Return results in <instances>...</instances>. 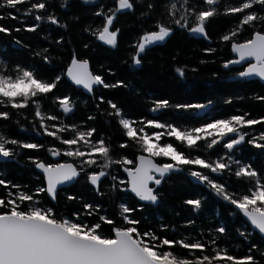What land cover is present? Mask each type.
<instances>
[{
    "label": "trees",
    "instance_id": "obj_1",
    "mask_svg": "<svg viewBox=\"0 0 264 264\" xmlns=\"http://www.w3.org/2000/svg\"><path fill=\"white\" fill-rule=\"evenodd\" d=\"M240 1L221 0L218 10L222 13L226 4L238 5ZM34 2L36 0L17 5L16 9H0V15L12 12L17 16V19L10 17L0 19V25L9 28V32H0V60H3L9 69L16 65L30 69L34 66L39 70L38 78L50 82L57 75L65 72L75 53L79 59H87L92 72L100 75L105 83L113 85L122 81L123 85L117 87L97 86L87 95L62 76L53 93H49L47 98H41L45 113L60 117L65 124L80 125L82 130L95 128L93 139L103 136L106 143H110L113 158L127 156L134 160L140 152L134 144L127 148L119 147L128 138L118 122L119 118L108 114L112 111L107 103L109 100L122 110L126 118L135 121L158 119L181 130L200 127L215 119L227 118L231 115L247 113L246 118L264 117V100L257 98L264 97V84L256 79L237 78V68L223 67L224 63L232 58L233 52L231 43L222 41L220 37L239 23L241 14H220L210 18L206 24L208 41L203 37H195L186 29L171 23L173 18L168 15L166 8L170 0H133L134 9L118 14L111 28V30L120 29L117 45L113 47L99 41L92 31L101 28L104 23L103 17L95 15L100 5H103L104 11L108 12L110 9L118 8V0H97L95 6L85 4L82 0H68L67 7L64 8L60 5L65 0H47L48 7L40 14L56 15L60 25H53L45 20L40 22L36 31H28L26 26L30 27L36 22L34 16L24 13L30 7V3ZM150 3L153 5L152 9L147 7ZM194 3L200 7L204 6L203 0H194ZM252 11L262 12L258 5H254ZM158 20L166 25L170 24L174 31L164 43L150 47L142 55L141 65L135 66L132 58L136 50V42L144 32L157 30L155 24ZM256 24L255 30L264 27L259 21ZM17 28L21 30L16 31ZM86 28L92 31H85ZM252 32V27L245 26L236 38L237 41L242 42L250 38ZM85 45L88 47L86 48ZM209 48L215 51H205ZM44 49L48 50L50 62L46 63L43 55H37V53L43 54ZM178 68L184 70L183 76L177 73ZM64 95L70 97L74 106V112L67 116L60 111L58 104L52 103L53 97ZM101 96L104 102L100 101ZM159 100H167L169 106L157 112L151 111ZM186 104H204L207 107L204 109L176 107ZM0 111L12 113L11 119H0V131L7 137L44 145L41 149H18L19 155L0 162V179L11 181L30 194L35 193L38 187H45V181L29 157L38 158L48 164L51 163V155L47 149L63 146L53 137L43 134V130L38 128V121L33 120L34 110L31 106L21 110L27 115V119L17 115L10 106L0 107ZM89 116L95 119L88 120ZM16 120H19V124L15 123ZM141 126L143 125L139 123L134 125L136 128ZM145 130L149 131L147 128ZM242 131L248 133L245 142L229 154L234 160L251 165L264 182V149L247 143L248 139L258 137L264 132V123L245 127ZM61 135L67 139L72 138L74 134L68 131ZM260 142L264 143V141ZM161 143H173L189 158L200 156L208 161H215L229 151L222 147V143L212 149H207L204 141L198 142L196 149H186L174 138L169 137H162ZM68 158L75 163L73 158ZM156 161L171 162L168 158H157ZM189 170L210 174L213 180L224 184L227 192L234 196L246 193L253 186L252 183L233 174L235 165L232 166V171L225 170L221 174L209 173L207 169L191 165L183 166L182 171L172 173L162 181L158 191V202L155 205L141 203L129 192H113L110 187L113 183L110 177L102 180L100 192H97L83 173L68 187L67 193L62 194L59 191L55 202L49 200L46 192L36 194L35 199L43 208L52 207L57 217L70 218L74 212H78L82 214L81 220L92 224L99 222L100 215H106L115 221L116 226H123L118 205L126 203L134 210L130 215L140 221L138 228L142 232L152 229L157 235H167L170 239L184 237L188 241L200 239L206 242L215 239L217 242L216 245H206L204 253L196 250L193 254H189L188 250L179 247L173 249L174 253H183L185 257L194 259L195 256L204 254L213 256L214 248L218 247L237 258L252 254L256 264H264V238L250 226L234 205L217 195L206 183L197 182L189 175ZM109 171L126 180L120 165H113ZM8 187L11 188V185ZM11 190L16 192L15 188ZM7 192L8 188L0 186V197H6ZM68 196H73L75 199L68 200ZM189 199L201 200L200 208L188 205L186 201ZM85 204H91L93 208L99 205L98 214L83 215L86 212ZM22 209L27 210V202L22 205ZM161 225H168L169 231L162 232ZM110 227L102 225V231L106 235H112ZM220 227L225 228L224 233L216 231ZM240 233L245 235L242 236ZM253 244L257 245L258 250L252 249L249 253ZM215 264H224V262L219 261Z\"/></svg>",
    "mask_w": 264,
    "mask_h": 264
},
{
    "label": "snow or ice",
    "instance_id": "obj_2",
    "mask_svg": "<svg viewBox=\"0 0 264 264\" xmlns=\"http://www.w3.org/2000/svg\"><path fill=\"white\" fill-rule=\"evenodd\" d=\"M29 2L30 0H0V9H16L17 5ZM82 2L95 6L97 0H82ZM67 3L68 0H65L60 6L67 7ZM220 3L221 0H203L204 6L200 7L194 3V0H170L166 8L168 15L173 18L172 24L205 39L209 38L206 24L210 18L220 14H241L239 23L220 37L222 41L231 43V51L238 57L226 61L223 67L228 69L231 65H243L246 62L247 66L238 73V76L259 77L264 80V27L255 30L257 21L264 25V0H241L238 5L226 4L222 13L218 10ZM254 5L260 6L262 12L252 11ZM47 7V0H36V2L30 3V7L24 15L34 16L36 23L30 27L26 26V30L36 31L40 22L45 20L53 25H60L56 15L52 13H48L46 16L40 14ZM147 7L152 9L153 5L150 3ZM132 9H134L133 0H118V8L110 9L108 12H105L103 5H100L95 15L104 18L103 26L95 31L90 28H86L85 31H92L99 41L115 47L120 29L111 30L114 21L118 14ZM9 17L17 19V16H14L12 12L0 15V19ZM62 26L66 27V25ZM245 26L252 27L253 32L250 38L238 42L236 38ZM155 27L157 30L144 32L136 42V50L132 58L135 66L141 65L142 55L151 46L164 42L174 31L170 24L166 25L159 20L156 21ZM20 30L16 29V31ZM0 32H9V28L0 25ZM85 47L87 48L88 45ZM205 51L214 52L215 49L209 48ZM47 52L48 50L44 49L43 54L37 53V55H43L46 63L51 60ZM38 71L34 66L30 69L20 65L9 69L7 64L0 60V107L10 106L17 115L27 119V115L21 110L31 106L34 110L33 120L38 121V128L43 130V134L53 137L63 146L49 147L47 149L49 154L52 157L74 158L78 163L45 164L38 158L29 157L35 167L42 170L46 180V187H38L32 194L22 190L21 186L12 184L11 181L0 179V186L8 188L6 197H0V264H215L219 261H223L224 264L227 262L256 264L252 254L237 258L229 255L225 249L218 247L214 248L213 256L204 254L195 256L194 259L185 257L183 253H174L173 249L176 247L188 250L189 254H193L196 250L204 253L206 245H216L217 242L215 239L206 242L200 239L188 241L184 237L170 239L167 235H157L156 231L152 229L142 232L138 228L140 221L130 215L134 210L126 203L118 205L123 226H116L115 221L106 215H100L99 222L89 224L86 220L80 219L82 214L78 212L72 214L75 219L57 217L52 207L39 206L35 195L46 192L52 200H56L58 187L71 184L83 173L87 180L96 186L97 192H100L102 180L110 177L113 182L110 186L113 192L130 191L140 201L155 204L158 202V192L154 186L161 185L168 174L182 171L183 166L196 165L209 170V173L221 174L225 170L232 171V166L235 165L233 174L253 185L246 193L239 196L227 192L225 185L213 180L210 174L189 170V175L197 182L206 183L217 195L234 205L259 233L264 234V182L251 165L234 160L229 154L238 145L245 142L248 133L242 129L264 123V117L260 119L246 118L247 113L231 115L227 118L215 119L200 127L181 130L175 125L161 122L158 119L135 121L126 118L122 110L109 100L107 103L112 111L108 114L119 118L118 122L128 138L119 147L127 148L134 144L141 153L134 160L127 156L115 159L111 155L110 143H106L103 136L93 139L95 128L82 130L80 125L65 124L60 117L43 111L41 98H47L49 93H53L65 74L57 75L49 82L47 79L38 78ZM176 71L180 76L184 75L183 69L178 68ZM66 76L75 85L83 86L88 92H93L94 86L102 85L104 88H110L123 85L122 81L113 85L105 83L100 75L94 74L90 70L89 61L79 59L75 53L67 67ZM257 98L264 100V97ZM99 99L104 102L102 96ZM52 103L58 104L65 116L74 112V106L68 95L55 96ZM168 106L167 100H159L151 111L157 112ZM176 107L204 109L207 106L186 104L176 105ZM11 118V112L0 111V119L9 120ZM93 119L95 117H88V120ZM15 123L19 124V120H16ZM138 123L143 126L134 127ZM146 128L149 131H146ZM68 131L74 134L73 137L63 138L61 134ZM162 137L174 138L186 149H196L198 142L204 141L207 149H212L222 143V147L229 151L215 161H208L200 156L189 158L173 143L162 144ZM225 140L226 142H224ZM260 141H264V132H261L258 137L248 139L247 143L264 149V143ZM41 148H44V145L9 138L0 131V160H10L16 157L19 155L18 149ZM225 157H227L226 160ZM157 158H168L171 162L157 163ZM113 165L122 166L123 171L127 174L126 180L120 179L109 171ZM88 169L92 170L88 171ZM9 185L11 188L8 187ZM12 188H15L16 192H13ZM100 194L103 195V193ZM67 199L73 200L75 197L68 196ZM25 202H27V210L22 209ZM186 203L197 209L201 206L199 199H189ZM99 207L97 205L93 208L91 204H85L86 212L83 215L98 214ZM102 225L111 226L110 232L113 234L106 235L102 231ZM161 231L168 232L169 226L161 225ZM216 231L224 233L225 228L220 227ZM240 234L245 235L244 233ZM252 249L258 250L257 245L253 244L249 253Z\"/></svg>",
    "mask_w": 264,
    "mask_h": 264
},
{
    "label": "water",
    "instance_id": "obj_3",
    "mask_svg": "<svg viewBox=\"0 0 264 264\" xmlns=\"http://www.w3.org/2000/svg\"><path fill=\"white\" fill-rule=\"evenodd\" d=\"M190 33V32H189ZM191 35H193V36H195V37H202V36H200V35H198V34H192V33H190ZM166 41V40H165ZM164 41V42H165ZM208 41H209V39H208ZM102 42V41H101ZM164 42H161V43H164ZM103 44H105L104 42H102ZM161 43H159V44H161ZM105 45H107V44H105ZM108 46H110V45H108ZM154 46V45H153ZM152 47V46H151ZM233 54H234V57L232 58V59H230V60H233V59H237L238 57H237V54L236 53H234L233 52ZM71 61V60H70ZM229 61V60H228ZM69 64H70V62H69ZM69 64H68V66H69ZM244 64H247L246 62L244 63ZM67 66V67H68ZM242 65H231L230 67H241ZM247 66V65H246ZM245 66V67H246ZM67 67H66V69H65V72H64V77H65V79L66 80H68L73 86H75L76 88H79V89H81L85 94H87V95H89V94H91L92 92H88L86 89H84L83 88V86H77V85H75L74 84V82H72L69 78H67V76H66V70H67ZM89 67H90V65H89ZM226 69V68H225ZM90 70H91V68H90ZM92 71V70H91ZM242 71V70H241ZM239 73V72H238ZM238 73L236 74V77L237 78H244V79H257V80H259L262 84H264V80H262V79H260L259 77H239L238 76ZM97 86H94V88H96ZM60 111L62 112V110L60 109ZM141 154V153H140ZM139 155V154H138ZM11 160V159H10ZM1 161H6V160H0V162ZM66 162H70V161H66ZM157 162V161H156ZM59 163H63V162H59ZM158 163V162H157ZM46 164V163H45ZM121 169H122V172H123V174L125 175V177H126V179H127V174L123 171V168H122V166H121ZM36 170L43 176V178H44V181H45V187H46V180H45V177H44V174H43V172H42V170H40V169H38V168H36ZM179 172V171H178ZM173 173H177V172H173ZM170 174H172V173H170ZM170 174H168L167 176H169ZM166 176V177H167ZM195 179V178H194ZM196 180V179H195ZM89 181V180H88ZM72 183H74V181L72 182ZM71 183V184H72ZM89 183L91 184V182L89 181ZM68 185H70V184H66V185H63V186H68ZM92 185V184H91ZM63 186H59V187H63ZM93 187H95L96 188V186H94V185H92ZM58 187V188H59ZM129 193H131L130 191H128ZM47 194V193H46ZM133 196H135V194L134 193H131ZM47 196L49 197V195L47 194ZM136 197V196H135ZM137 198V200H139V198L138 197H136ZM49 199L52 201V199L49 197ZM139 202H141V203H146V204H153V203H151V202H143V201H140L139 200ZM156 204V203H155ZM155 204H153V205H155ZM242 215H243V213H241ZM244 216V215H243ZM244 218L247 220V222L250 224V226L262 237V238H264V234H261V233H259V231L257 230V229H255L254 228V226H252L251 225V223H250V221L244 216ZM113 234V233H112Z\"/></svg>",
    "mask_w": 264,
    "mask_h": 264
},
{
    "label": "flooded vegetation",
    "instance_id": "obj_4",
    "mask_svg": "<svg viewBox=\"0 0 264 264\" xmlns=\"http://www.w3.org/2000/svg\"><path fill=\"white\" fill-rule=\"evenodd\" d=\"M234 57V54H233V56H232V58ZM231 58V59H232ZM247 64H243L241 67H232V68H237V73L238 72H240L241 70H243L244 69V67L246 66ZM229 68H231V67H229ZM236 73V74H237ZM257 80V79H256ZM259 81V80H258ZM239 146V145H238ZM74 159V158H73ZM66 161H70V162H72L71 160H69V158L68 157H65V156H60V157H52L51 156V163H59V162H66ZM74 161H75V163H78V161L77 160H75L74 159ZM122 170V169H121ZM166 178V177H165ZM77 180V179H76ZM75 180V181H76ZM75 181H74V183H75ZM73 184V183H72ZM72 184H70V185H72ZM162 184V183H161ZM70 185H68V186H63V187H59L58 188V193H59V191H61L60 193H62V194H65V193H67L68 192V187L70 186ZM154 187H156V189H157V192L159 191V188L161 187V185H159V186H154ZM58 193H57V195H58ZM49 198V197H48ZM50 200V199H49ZM51 201V200H50ZM51 202H55V200H52ZM70 218H72V219H75V217H70ZM80 219H81V217H80Z\"/></svg>",
    "mask_w": 264,
    "mask_h": 264
},
{
    "label": "rangeland",
    "instance_id": "obj_5",
    "mask_svg": "<svg viewBox=\"0 0 264 264\" xmlns=\"http://www.w3.org/2000/svg\"><path fill=\"white\" fill-rule=\"evenodd\" d=\"M240 2H241V1H240ZM240 2H239V3H240Z\"/></svg>",
    "mask_w": 264,
    "mask_h": 264
}]
</instances>
